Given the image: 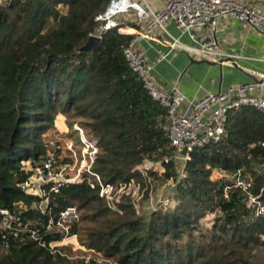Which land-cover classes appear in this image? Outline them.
<instances>
[{"label":"trees","instance_id":"16d2710c","mask_svg":"<svg viewBox=\"0 0 264 264\" xmlns=\"http://www.w3.org/2000/svg\"><path fill=\"white\" fill-rule=\"evenodd\" d=\"M110 1L0 0V208L13 211L23 204L17 215L24 222L48 218L29 208L43 199L19 185L30 174L25 165L46 158L42 139L53 131L57 115L67 126H79L96 146L92 169L106 183L140 179L132 172L135 165L172 154L165 111L122 54L133 35L111 28L90 51L80 50ZM176 167L170 161L156 181L175 178ZM236 170L252 180L258 195L264 188V117L249 107L228 113L219 143L191 153L185 178L171 188L172 207L137 214L123 199L118 214L85 175L81 183L50 193L47 213L58 216L77 206L83 222L77 240L92 257L71 245L52 254L24 233L9 236L7 249L0 235V264H264L246 254L264 247V215H251L240 191L226 190L223 177L211 178L213 171L222 176ZM211 213L207 240L201 220ZM217 241L220 250L209 251L208 242Z\"/></svg>","mask_w":264,"mask_h":264},{"label":"built area","instance_id":"2783aa9c","mask_svg":"<svg viewBox=\"0 0 264 264\" xmlns=\"http://www.w3.org/2000/svg\"><path fill=\"white\" fill-rule=\"evenodd\" d=\"M119 16H122L123 21H118ZM226 19L244 22L250 29L264 34V0L258 4H251L245 0H111L109 2L105 11L96 16L98 27L89 37L100 40L104 31L115 27H119L118 30L123 33L133 35L132 40L123 48L122 54L151 100L157 102L165 111L168 145L172 154L163 155L156 162L145 160L135 165L132 172L137 173L140 179L132 177L127 182L109 184L93 172L97 148L75 125L74 130L78 132L81 144L79 155L73 150L72 143H69L67 148L70 156H61L55 145H44L47 149L46 158L34 166L27 163L28 169L25 170L30 174L19 185L27 195L43 199L39 204L32 203L29 208L39 211L42 216L48 218L41 224L32 220L24 222L20 215H17L24 211L23 204H19L13 211L0 208V235L3 249L8 248L9 236L17 238L24 233H27L40 247L48 248L52 254H59V248L67 245H71L72 250L75 249L71 240L78 237L82 223L81 211L77 206L70 205L58 216L49 215L47 212L50 193H56L66 185L81 183L86 175L91 178L90 187L97 190L99 199L110 210L121 214L118 205L123 196H128L132 202L130 204L134 206L136 190L152 188V176L142 172L148 171V168H145L148 162L150 166L158 167V177L165 174L166 166L170 161L176 162L175 178L167 179L163 183L164 187L173 188L185 178V166L194 150L217 144L223 139L229 112L249 107L264 117V94L261 92L264 75H261L260 83L230 87L224 92L207 94L197 101L187 103L185 96L176 86L169 91H163L155 84L150 78L153 68L146 61L144 52L137 48V44L142 40L163 43L166 40L167 52L157 58L158 62L174 52H184L210 62L246 59L243 56L225 54L219 49L214 33L218 30L219 23ZM169 23L173 24L179 36L175 37L169 32L167 28ZM128 24H133L134 28H129ZM182 37H186L192 45L182 42ZM259 89L261 90L257 93ZM212 174H216L217 178H224L228 183L226 190L234 188L240 191L244 206L251 215L255 217L264 215L262 200L264 188L255 195L252 192V180L241 170L222 176L215 171ZM139 185L144 189L141 190ZM224 198L227 199L226 192ZM158 208L160 206L156 209ZM210 216H213V213ZM207 218L205 216L202 219L203 224ZM73 228L74 232L71 233ZM55 233L59 234L60 238L50 239V237L55 238Z\"/></svg>","mask_w":264,"mask_h":264},{"label":"crops","instance_id":"0c3cea01","mask_svg":"<svg viewBox=\"0 0 264 264\" xmlns=\"http://www.w3.org/2000/svg\"><path fill=\"white\" fill-rule=\"evenodd\" d=\"M245 1L258 4L262 0ZM167 28L173 36H179L173 24L169 23ZM214 38L225 54L243 56L246 59L210 62L184 52H174L158 62L157 58L167 52L166 40L164 43L142 40L137 48L144 52L146 61L152 66L150 78L155 84L163 91H169L176 86L187 103L197 101L207 94L224 92L230 87L261 82V75H264V34L250 29L244 22L226 19L219 23ZM181 41L192 45L186 37H182ZM261 92L264 94V83ZM62 125L64 129H61ZM50 130L66 135L67 127L63 117H58L54 128ZM42 141L43 145H57L61 156L64 155L62 146L59 145L60 139L47 141L43 138Z\"/></svg>","mask_w":264,"mask_h":264},{"label":"rangeland","instance_id":"374dc122","mask_svg":"<svg viewBox=\"0 0 264 264\" xmlns=\"http://www.w3.org/2000/svg\"><path fill=\"white\" fill-rule=\"evenodd\" d=\"M118 21H123L122 16L118 17ZM58 117H63V116L57 115V118ZM63 119H64L65 126L67 127V134L66 135L62 134V133L59 134L58 132L51 131L47 135V141H53V140L60 139L61 142L59 145L62 146L61 149H62V153L64 154L63 156H70L71 155L70 153L67 152V148H68L69 143H72L73 144V150L75 151V153L77 155H79V151L81 148V144H80L79 138H78L79 134H78V132L74 131L75 125L73 127L67 126L65 117H63ZM62 128L64 129L63 125L61 126V129ZM84 135H85V133H84ZM51 146H53V145H51ZM55 146H57V145H55ZM60 153H61V151H60ZM145 168H148V171H142V172H146V174H153V175H151L152 176L151 178L153 179L152 188L150 190H147V189H144L143 186L139 185L141 190L142 189H144V190L143 191H137L136 190L137 194H136V200H134V206L131 204L130 205L133 207V209L136 211L137 214H140V213L142 214V213H144V211H152L153 208L156 209L159 206L160 207H172L174 202L172 200V197L169 196L172 193V190H171L172 187H170V186L164 187L163 184H159L158 182H156V183L154 182V181H156L155 179L158 176L157 175L158 174L157 173L158 167H155V165L150 166V162H148L146 164ZM155 170H157V171H155ZM142 172H141V174H142ZM141 178H142V175H141ZM215 178H217V175L213 174L212 179L214 180ZM148 188H150V187H148ZM123 199H125V201L128 203H132V202H130L128 196H126V197L123 196L121 201ZM84 214H85V212L82 213V216ZM206 217H208V218L204 222L205 224H203L202 220H201V223L203 224L202 225V233L205 236V238L208 240V231L211 230L213 216H210V214H206ZM82 224H83V222L81 223L80 227L82 226ZM71 241L75 247V249H73V251L74 250L82 251L86 255L87 259L92 257L91 254L87 253V250L84 247L79 245L77 239H75V240L72 239ZM224 243H225V241L222 242V244H224ZM212 247H214L215 250L216 249L219 250L220 249V243H218V241L215 242L214 244H210L208 242L207 248L211 252H213ZM246 254L251 258V260L257 261L259 263H264V247L257 248L256 250L246 251Z\"/></svg>","mask_w":264,"mask_h":264},{"label":"water","instance_id":"95a60500","mask_svg":"<svg viewBox=\"0 0 264 264\" xmlns=\"http://www.w3.org/2000/svg\"><path fill=\"white\" fill-rule=\"evenodd\" d=\"M99 42V38L89 37L86 44L81 47V51L88 52L90 51L97 43ZM256 80V79H255Z\"/></svg>","mask_w":264,"mask_h":264}]
</instances>
